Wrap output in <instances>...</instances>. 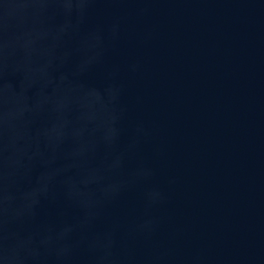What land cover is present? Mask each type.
<instances>
[{
	"label": "water",
	"instance_id": "water-1",
	"mask_svg": "<svg viewBox=\"0 0 264 264\" xmlns=\"http://www.w3.org/2000/svg\"><path fill=\"white\" fill-rule=\"evenodd\" d=\"M0 264H264V146L154 0H0Z\"/></svg>",
	"mask_w": 264,
	"mask_h": 264
}]
</instances>
